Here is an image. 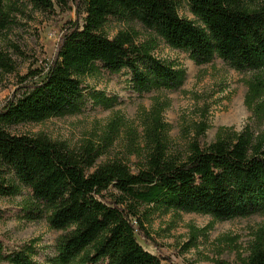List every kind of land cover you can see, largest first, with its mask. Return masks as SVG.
<instances>
[{"label":"trees","instance_id":"1","mask_svg":"<svg viewBox=\"0 0 264 264\" xmlns=\"http://www.w3.org/2000/svg\"><path fill=\"white\" fill-rule=\"evenodd\" d=\"M0 0V30L9 25L10 2ZM48 10L52 1L29 0ZM185 1L194 20L182 18L178 6ZM83 4L85 17L79 26L69 23L54 60L30 71L27 90L0 109V197L30 192L31 219L47 213L49 227L63 232L53 264H174L156 256L137 242L144 232L142 217L149 209L176 211L228 221L264 214V138L244 130L220 128L216 140L202 146L207 127L200 124L186 153H168V126L163 108L154 103L143 120L141 153L130 138L131 155L142 160L133 172L120 160L97 165L112 145V137L100 144L85 142L78 150L39 135L15 136L8 128L41 123L50 118L78 114L84 105L83 78L104 71L130 75L133 91L179 90L186 71L174 60L153 55L154 39L136 42L134 31H119L109 38V20L136 22L152 31L172 51L187 54L196 66L215 58L238 72L264 71V5L249 0H69ZM2 61V58H0ZM253 96L258 87L251 86ZM96 106L108 109L116 99L93 95ZM101 145V146H100ZM145 208L143 215L140 209ZM32 245L6 253L0 241V262L39 264ZM240 264H264V237H258Z\"/></svg>","mask_w":264,"mask_h":264},{"label":"rangeland","instance_id":"2","mask_svg":"<svg viewBox=\"0 0 264 264\" xmlns=\"http://www.w3.org/2000/svg\"><path fill=\"white\" fill-rule=\"evenodd\" d=\"M249 4L257 7L264 5V0H249ZM7 11L10 23L0 30V109L27 90L31 79L24 78L30 71L54 60L69 23L80 26L85 17L82 2L75 5L69 0H62L61 4L52 1L48 10L29 0H20L10 2ZM178 12L182 18L194 20L185 1L179 4ZM124 30L137 33V43L154 39L157 47L153 55L160 60H174L186 71L179 90L138 95L126 71L113 76L101 71L83 78L84 105L78 114L15 125L8 132L15 136L42 135L72 151L87 141L100 144L104 138L112 137V145L97 165L120 160L133 172L142 155H131L129 140L141 153L143 120L154 103L163 108L161 118L168 126L166 140L170 154L184 155L200 124L207 127L200 139L202 146L213 143L220 128L234 133L248 130L254 138H264V71L238 72L218 58L196 66L187 54L170 50L152 31L136 22L109 20L104 26V34L109 38ZM251 86L259 89L255 96ZM96 94L114 98L116 102L108 109L96 106L92 100ZM0 176L13 181L8 170L0 171ZM31 202L30 192L25 188L15 197H0V241L6 253L32 245L37 263L53 264L63 232L49 227L46 212L36 219H31V214L25 215L22 209L30 208ZM144 209H140L141 215ZM148 212L142 217L144 232L136 230L137 242L146 251L174 264H240L257 238L264 237V214L213 221L193 213L154 209Z\"/></svg>","mask_w":264,"mask_h":264}]
</instances>
